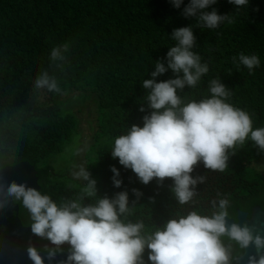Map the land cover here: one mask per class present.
Returning <instances> with one entry per match:
<instances>
[{
    "label": "trees",
    "instance_id": "1",
    "mask_svg": "<svg viewBox=\"0 0 264 264\" xmlns=\"http://www.w3.org/2000/svg\"><path fill=\"white\" fill-rule=\"evenodd\" d=\"M187 2L175 8L170 0H0V140L35 166L42 193L57 203L81 193L82 184L58 180L50 156L62 150L79 124L74 114L60 111L61 98L88 84L103 113V131L111 138L110 145L92 153L89 171L97 178L98 196L128 190L131 214L122 218L125 222L143 221L145 232L151 233L167 219L193 210L210 215L211 202L218 198L228 199L234 219L238 209L248 215L255 205L264 209V150L250 138L228 150V167L223 172L206 169L199 162L194 165L191 175H203L205 180L196 185L192 201L183 205L170 190L171 178L160 183L153 178L143 184L110 154L116 137L132 124L142 125L149 111L148 90L142 81L150 78L156 59L163 60L168 47L175 44L171 31L186 25L196 38L192 50L209 71L194 88L186 87L179 94L186 101H198L210 95L209 81L218 78L232 93L228 102L250 114L254 129L264 127V0H250L239 7L217 0L208 10L227 13L231 23L225 21L214 29L182 15ZM65 43L69 46L66 59L50 61L51 49ZM241 53L260 59L251 74L233 60ZM45 69L56 76L63 94L35 88V78ZM171 75L169 70L156 79ZM142 104L144 112L139 110ZM113 165L122 180L119 188L112 184ZM133 188L143 193L139 200ZM94 202L95 198L84 200ZM223 239L235 260L241 247ZM41 241L45 264L66 258L69 245H62L49 260L47 251L55 246L45 238ZM148 251L145 264H150Z\"/></svg>",
    "mask_w": 264,
    "mask_h": 264
},
{
    "label": "clouds",
    "instance_id": "2",
    "mask_svg": "<svg viewBox=\"0 0 264 264\" xmlns=\"http://www.w3.org/2000/svg\"><path fill=\"white\" fill-rule=\"evenodd\" d=\"M216 2L188 0L182 15L196 18L209 29L225 21L231 23L227 13L208 10ZM228 2L239 7L248 5L250 0ZM170 3L180 8L184 0ZM169 35L175 44L168 47L163 60L156 59L150 78L142 81V87L148 90L149 111L142 117V125L132 124L125 134L114 139L110 154L118 158L120 165L130 168L143 184L153 178L158 183L171 178L170 190L183 205L192 201L196 185L205 180L203 175H191L194 165L199 162L206 169L223 172L228 167V150L247 138L264 150V127L254 129L250 114L228 102L232 93L218 78L209 81V96L186 101L179 93L186 87L194 88L209 68L192 50L196 38L190 25L174 28ZM68 47L67 43L53 47L50 61L63 62ZM233 60L237 66L247 67L250 74L260 65L255 54L241 53ZM169 70V78L156 79ZM34 86L63 94L56 76L46 69L35 78ZM139 110L145 111L143 104ZM3 167L0 164V169ZM111 172L112 184L119 188V169L113 165ZM72 175L82 182L81 193L59 203L24 183H0V197L20 201L30 213L31 232L55 246L47 251L49 260L61 251L62 245H69L66 258L58 264H145L146 249L150 264H233L238 258H232L225 237L243 249L250 244L264 249V236L254 235L247 224L227 222V198L213 200L210 215L193 210L169 218L147 233L143 221L122 219L131 214L128 190L98 196L97 182L88 168L78 166ZM131 192L136 200L143 195L136 188ZM86 198H95V202L84 203ZM4 202L0 199V205ZM27 255L33 264H45L34 246H28ZM247 264H264V253L250 255Z\"/></svg>",
    "mask_w": 264,
    "mask_h": 264
},
{
    "label": "rangeland",
    "instance_id": "3",
    "mask_svg": "<svg viewBox=\"0 0 264 264\" xmlns=\"http://www.w3.org/2000/svg\"><path fill=\"white\" fill-rule=\"evenodd\" d=\"M97 102L96 93L88 84L61 98L60 111L74 114L79 124L63 143L62 150L50 156V163L60 181L81 185V181L73 178V171L78 166L91 169L92 153L111 144L110 136L103 131V113ZM95 180L97 182V178Z\"/></svg>",
    "mask_w": 264,
    "mask_h": 264
},
{
    "label": "flooded vegetation",
    "instance_id": "4",
    "mask_svg": "<svg viewBox=\"0 0 264 264\" xmlns=\"http://www.w3.org/2000/svg\"><path fill=\"white\" fill-rule=\"evenodd\" d=\"M12 149L14 148L6 146L0 140V164L4 165L0 169V183L3 184H5L6 168L21 162L30 163L28 160L20 159V155ZM30 164L35 168L32 163ZM35 175L37 177V170ZM0 195L3 194L0 193ZM0 199L5 201L0 205V264H33L27 255V248L29 245L34 246L40 253L42 237L31 232L30 213L20 201L13 202L6 196L0 197Z\"/></svg>",
    "mask_w": 264,
    "mask_h": 264
},
{
    "label": "water",
    "instance_id": "5",
    "mask_svg": "<svg viewBox=\"0 0 264 264\" xmlns=\"http://www.w3.org/2000/svg\"><path fill=\"white\" fill-rule=\"evenodd\" d=\"M35 168L28 162H21L13 167L5 169V184L16 181L17 183H24L26 186H30L40 189L39 184L37 183V177L35 175ZM235 221L238 224L244 225L247 224L250 228L253 229V234H260L264 236V209H262L259 205H255L252 207L250 214L245 210H237L236 219L227 218L228 223H232ZM242 249L240 255L236 258L237 264H247L248 257L259 256L264 253V249H257L254 245L250 244L247 248Z\"/></svg>",
    "mask_w": 264,
    "mask_h": 264
}]
</instances>
